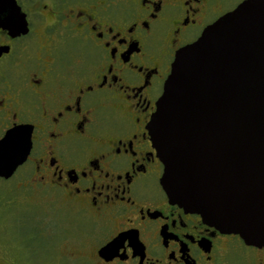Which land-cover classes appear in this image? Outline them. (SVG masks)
Returning <instances> with one entry per match:
<instances>
[{"label":"flooded vegetation","instance_id":"flooded-vegetation-1","mask_svg":"<svg viewBox=\"0 0 264 264\" xmlns=\"http://www.w3.org/2000/svg\"><path fill=\"white\" fill-rule=\"evenodd\" d=\"M246 1H5L0 142L19 130L23 150L31 132V148L0 177V264H24L6 217L42 236V203L78 242L44 264H264V248L170 202L148 130L177 53Z\"/></svg>","mask_w":264,"mask_h":264},{"label":"water","instance_id":"water-1","mask_svg":"<svg viewBox=\"0 0 264 264\" xmlns=\"http://www.w3.org/2000/svg\"><path fill=\"white\" fill-rule=\"evenodd\" d=\"M0 0V17L5 13ZM148 130L172 204L264 248V0H247L181 49ZM0 142V177L30 152Z\"/></svg>","mask_w":264,"mask_h":264},{"label":"rangeland","instance_id":"rangeland-1","mask_svg":"<svg viewBox=\"0 0 264 264\" xmlns=\"http://www.w3.org/2000/svg\"><path fill=\"white\" fill-rule=\"evenodd\" d=\"M2 186L3 184L0 183V188ZM46 205V203H42V215L52 225L48 227V224L47 227H44V232L42 231V236L39 237L34 234V228L27 213H20L16 220L10 215L6 217L10 232L2 233L1 237L7 236L14 249L8 255L19 258L24 264H44L54 259L58 254L60 255L61 252L72 250L78 243L74 235H66L68 232L63 229L66 225L65 217L59 212L47 211ZM4 239L6 240V238Z\"/></svg>","mask_w":264,"mask_h":264},{"label":"snow or ice","instance_id":"snow-or-ice-1","mask_svg":"<svg viewBox=\"0 0 264 264\" xmlns=\"http://www.w3.org/2000/svg\"><path fill=\"white\" fill-rule=\"evenodd\" d=\"M2 148H3V144L0 143V149H2ZM120 243H121V241H116L111 247H112V248H115V247H117L118 245H120ZM106 251H108V249H106Z\"/></svg>","mask_w":264,"mask_h":264}]
</instances>
